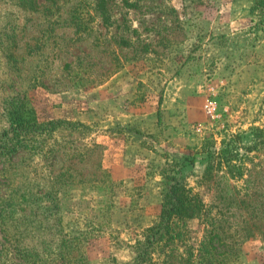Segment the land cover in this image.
I'll use <instances>...</instances> for the list:
<instances>
[{
    "label": "rangeland",
    "instance_id": "rangeland-1",
    "mask_svg": "<svg viewBox=\"0 0 264 264\" xmlns=\"http://www.w3.org/2000/svg\"><path fill=\"white\" fill-rule=\"evenodd\" d=\"M17 1L0 0V264L129 263L133 242L158 215L151 182L159 179L161 195L170 171L207 216L186 221L184 243L198 249L208 220L223 231V259L197 260L194 251L191 264H264V145L243 151L264 128V7L49 0L56 7L32 13ZM208 96L212 117L202 111ZM16 108L60 124L36 138L12 133ZM224 149L232 160L203 181L207 153ZM115 159L133 169L103 194L92 181L100 170L109 176ZM231 198L239 209L226 206Z\"/></svg>",
    "mask_w": 264,
    "mask_h": 264
},
{
    "label": "trees",
    "instance_id": "trees-1",
    "mask_svg": "<svg viewBox=\"0 0 264 264\" xmlns=\"http://www.w3.org/2000/svg\"><path fill=\"white\" fill-rule=\"evenodd\" d=\"M49 1V0H44ZM260 6L264 7V0H257ZM17 7H19L22 11L28 10L32 13L40 12L43 6H47L49 10H52L55 4L44 2V4H37L36 0H18L16 2ZM94 12H97L98 5L92 9ZM54 10L53 12H56ZM71 12H75L76 9ZM70 25H77V23L69 22ZM74 27L76 30L78 27ZM86 30L84 27L81 28V31ZM23 113L19 108L11 110L8 113L10 128H12V133H20V134H33L35 138L42 135L48 134L51 129H53L56 125H59V121H48L37 123L35 120L30 118H25L21 115ZM82 129L84 126L78 124ZM17 129V132L14 130ZM253 143L250 146H246L243 148V151L246 153H251L256 151L259 146L264 145V128H255L253 130ZM15 135V134H14ZM208 144V143H207ZM96 150L103 151V147L101 145H92ZM91 154L90 150H87L83 156L76 157L80 161L85 160ZM208 160L205 163V166L202 171L201 178L203 181H207L210 178V172L212 170V166H222V164H229L232 160V156L229 154L228 150H221L219 154L212 158L211 155H208ZM233 166L229 165V175L233 176L232 169ZM237 170V177H240L241 173L239 172V168ZM75 173L78 172L75 170ZM235 174V173H234ZM72 175V174H71ZM69 175V178H72ZM99 175L101 176L99 180H93L94 183H99L96 185H100L103 190V194H106L104 190H108L109 186L111 189L117 183H113L110 180V177L105 173L104 170L99 171ZM178 173L167 172L161 178L164 180L165 185L163 187V191L161 193L160 199V207L159 212L156 219L152 222V224L147 227L143 233L140 235V239H137L133 242L132 250L135 252L134 258L129 263L124 264H191L193 252H196V259L200 260L201 258H209L212 259H223L226 252H218V246H223V242L219 239L220 236H223V231L218 230L217 226L210 220L205 222V238L203 242L199 245L198 249H192L188 247L184 243V236L187 233L185 229V223L191 219H200L203 220L207 218L205 215V210L202 201L197 196V194L193 193L191 188L186 185L181 178L178 177ZM75 177L74 175H72ZM81 180H87L81 178V175H78ZM90 181V180H88ZM224 196H218L217 200L226 199ZM243 204L241 200L236 199H228L226 202V206L234 205L236 209H239ZM225 206V209H226ZM228 209V208H227ZM229 211V210H225ZM244 238H248V234L244 232ZM80 240H84V238L80 237ZM77 243L76 237L69 239L65 244L67 248L72 250ZM216 244V247L213 246ZM227 248L226 246H224ZM184 248V249H183ZM152 252V253H151ZM156 254L155 262H151V254ZM190 260V262H189ZM112 264V262H111ZM218 264V263H216Z\"/></svg>",
    "mask_w": 264,
    "mask_h": 264
},
{
    "label": "crops",
    "instance_id": "crops-1",
    "mask_svg": "<svg viewBox=\"0 0 264 264\" xmlns=\"http://www.w3.org/2000/svg\"><path fill=\"white\" fill-rule=\"evenodd\" d=\"M129 161V160H127ZM133 162L129 161L126 162L125 160L121 159H115L111 164L108 165L109 168V177L111 182L113 183H120L125 181L130 177L131 171L133 169ZM155 181V182H154ZM153 187L154 189L151 191L152 194H157L158 197H161L160 192H159V179L153 180ZM129 194H127L128 196ZM119 198V197H118ZM159 207L160 205L158 204L157 207H155L154 213L159 212Z\"/></svg>",
    "mask_w": 264,
    "mask_h": 264
},
{
    "label": "built area",
    "instance_id": "built-area-1",
    "mask_svg": "<svg viewBox=\"0 0 264 264\" xmlns=\"http://www.w3.org/2000/svg\"><path fill=\"white\" fill-rule=\"evenodd\" d=\"M215 105L211 96L205 97L204 104L202 106L203 114L207 117H212L214 114Z\"/></svg>",
    "mask_w": 264,
    "mask_h": 264
}]
</instances>
